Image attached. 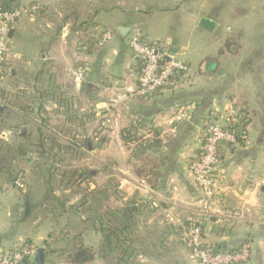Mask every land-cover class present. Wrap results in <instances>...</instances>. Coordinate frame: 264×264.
Returning a JSON list of instances; mask_svg holds the SVG:
<instances>
[{
	"label": "crops",
	"instance_id": "0c3cea01",
	"mask_svg": "<svg viewBox=\"0 0 264 264\" xmlns=\"http://www.w3.org/2000/svg\"><path fill=\"white\" fill-rule=\"evenodd\" d=\"M19 1L37 3L41 11L11 28V55L1 79L9 105L0 99V113L8 119L1 137L5 148H20L19 164L34 163L33 173L44 186L30 195L0 184V193L10 197L0 200V249L25 242L36 250L27 264H67L65 255L78 236L95 251L90 264H123L115 254L97 252L102 237L92 218L134 208L137 243L127 264H191L184 240L201 192L190 166L200 156L207 125L228 127L235 118L247 142L219 148L215 216L203 223V239L217 251L248 242L252 251L246 264H264V0H243L253 22L246 35L222 30L218 15L203 12L202 5L184 7L201 0ZM169 1L175 5L171 9ZM218 1L200 4L207 10ZM202 19L214 22V29H201ZM136 26L147 43L189 69L185 78L176 77L146 98L135 94L140 62L128 46ZM106 31L110 39L95 44ZM239 38L242 44H236ZM77 68L83 70L79 84L70 76ZM19 92L34 102L30 117L10 106ZM181 108L187 109L183 118ZM102 118L111 119L109 128L97 125ZM64 133L67 139L59 135ZM39 134L50 135L56 146ZM12 135L15 140L7 142ZM74 159L82 167L77 171L93 176L89 190L98 191L88 203L81 200L83 186L69 183L68 172L47 171L57 160ZM55 181L62 190H54ZM144 228L142 238L138 233Z\"/></svg>",
	"mask_w": 264,
	"mask_h": 264
},
{
	"label": "built area",
	"instance_id": "2783aa9c",
	"mask_svg": "<svg viewBox=\"0 0 264 264\" xmlns=\"http://www.w3.org/2000/svg\"><path fill=\"white\" fill-rule=\"evenodd\" d=\"M39 10L37 5L22 6L7 10L0 6V81L3 64L11 55L8 45V32L20 19L32 16ZM111 37V32L106 31L100 38L98 46H102ZM128 46L132 54L140 62L138 87L136 95L146 98L156 91L165 89L178 75L185 78L189 72L188 67L172 57L166 62L165 51L155 45L147 43L137 28L131 29L128 34ZM15 56H12L14 58ZM164 61V64H161ZM70 76L75 83L83 80V70L74 69ZM187 109L185 110V112ZM184 108L179 111V117H185ZM230 126L220 127L210 123L206 127L205 140L200 156L190 166V172L197 188L201 192L199 209L195 212L190 222L189 231L184 240L188 260L191 264H246L251 257L252 246L250 243L241 244L233 251H213L206 246L203 239V223L215 216L214 204L216 199L215 170L218 164L219 148L225 144H238L247 142V132L237 119L231 120ZM101 128L111 126L110 118L100 120ZM235 126V130L231 127ZM20 181H16L18 188H23ZM171 219V218H170ZM35 248L25 242L19 243L12 250L0 249V264H24L35 255Z\"/></svg>",
	"mask_w": 264,
	"mask_h": 264
},
{
	"label": "trees",
	"instance_id": "16d2710c",
	"mask_svg": "<svg viewBox=\"0 0 264 264\" xmlns=\"http://www.w3.org/2000/svg\"><path fill=\"white\" fill-rule=\"evenodd\" d=\"M28 5H37L39 7L38 12L41 11V6L34 2H30L28 4H22L19 0H0V6L7 10H12V9H16V8H19L22 6H28ZM99 40L100 39H98L95 44L98 45ZM161 64H164V61H162ZM4 65L5 63L3 64L2 72L4 69ZM77 69H80V68H77ZM178 77H180V75H178ZM3 95H4L3 89L0 87V99L3 102L5 101L9 105V102L5 99V97H3ZM12 101L13 103H11L10 106L12 105V108L15 110V112H17L20 115H23L24 117H27V116L30 117L31 115H33L34 102L32 99H25V97L22 96L21 93L19 92L18 94L16 93V99ZM0 117H2L3 119L2 122L5 124L4 119H6L7 117L3 116V112L0 113ZM231 128L235 130V126H232ZM16 134L15 135L17 136V138H19L20 137L19 133L16 132ZM59 135L63 138H66L67 134L65 135L64 133V134H59ZM21 137L28 138V134H26L25 136H21ZM128 137L129 136H125L124 138L127 139ZM39 138L40 140H43L42 138H44V140H47L51 142L54 146H56V144L54 143V140H52V138H49L48 136L39 134ZM84 144L85 145L84 147H82V149L86 150V145L88 144L87 140L84 141ZM41 149L42 148H40V150ZM20 151H21L20 148L15 149L11 147L5 148L4 146L0 147V176H3L2 179H3L4 184L14 186L15 188L17 187L15 182L18 180V175L21 174V172L24 170V168L22 169L19 168L21 164L18 163L19 162L18 159L22 157L20 156ZM65 152L69 154L68 151H65ZM65 152L62 151L63 154H65ZM52 160H53V157H52ZM54 160L56 159L54 158ZM57 161L58 163L62 162L61 160H57ZM30 162L31 161L26 160L24 163H26V165H29ZM58 165L59 164L57 165L52 164L50 167H48L47 171L49 172L51 171L55 173L59 172V175H63V176H66L65 174H67L66 172H68L71 176L70 182H69L71 185L77 188H80V189H81V185L83 186V189H82L83 196L81 197V200H86L88 203V199L91 201L92 199H95V197L93 196L96 192H98L97 188L94 190H89V188L87 187L88 181L93 177L92 175H90L91 173H88L86 171L79 172L77 170L58 171V168H57ZM84 176H87V177H84ZM22 190H26L25 183H24L23 188H21V191ZM82 204L83 203L81 202L80 205L78 206V208L80 209V212L83 211ZM132 210H135V209L128 208V209H124L121 212H117V213L108 211L106 214H104L101 217V219L92 218L96 231L99 232L102 237V245L100 246L97 252L107 251L111 254L117 255L116 259L118 263L127 264L130 261L134 252L136 251L135 249V245L137 243L136 235H135L136 227L130 216V214L133 212ZM28 211L31 212L33 211V209L31 210L29 209ZM73 244H74L73 248L69 250L65 255V262L67 264H90L93 261L95 251L92 248L85 247L79 240L78 236H75ZM213 251H217V250H213Z\"/></svg>",
	"mask_w": 264,
	"mask_h": 264
},
{
	"label": "rangeland",
	"instance_id": "374dc122",
	"mask_svg": "<svg viewBox=\"0 0 264 264\" xmlns=\"http://www.w3.org/2000/svg\"><path fill=\"white\" fill-rule=\"evenodd\" d=\"M160 2H162L164 4V0H161ZM169 3H170L169 6H167L168 8L171 9V8H173L175 6V5L171 4V1H169ZM200 3H203V0H201L200 2L198 1L196 3H193V4H190V5L184 6V7L185 8L186 7H189L192 10H197V8L199 7V5H202L203 12L206 11V12H211L212 13V11H213V13H215L216 15H218L220 21H222L220 23V24H223L222 30H224V29H226L228 27L233 32L239 31L243 35H246L253 28V22L249 21L247 19V17H246V8H247L246 4L247 3L243 2V0H219L218 3H214L212 6H210V8H209V5H207V10L205 8L206 7V4H200ZM159 6L164 7L162 5H159ZM175 16L177 17L178 15H175ZM176 17H174V21H175ZM220 24H219V26H220ZM138 27L139 26H136L134 28H137L138 29ZM218 28L221 29V26L218 27ZM222 30H219V33L221 34V36H222V34H224V33H222L223 32ZM224 32H226V31H224ZM225 34H227V33H225ZM111 35H112V33H111ZM101 37H99V39ZM214 39L215 38L213 36L211 38V41H215ZM238 40H239V42L236 41V44H242L241 38H239ZM10 42L11 41H8V45L9 46H10ZM243 43H246V42H243ZM231 45H233V44H231ZM229 46H230V44L227 45V47H229ZM223 47L225 48L226 47V44ZM224 51H225V49H224ZM0 84H1V88H3V81H0ZM0 105H2L1 102H0ZM2 121H3V119H2V117H0V147L3 146V144H4V138L1 137L2 136L1 134H2V132L5 129V126H6V124H4ZM96 123L99 126L100 120L98 122L96 121ZM89 124H90L89 125V129L92 130L93 129L92 120L89 121ZM97 125H96V127H97ZM81 131L84 132L83 130H81ZM94 131H95V127L93 129V132ZM52 135L54 137L57 136L56 134H53V133H52ZM48 137L51 138L50 135H48ZM10 138L11 139L8 138V141L7 142H10V140H12V139L15 140V138H14L13 135ZM16 138H17V136H16ZM58 141L61 142V140H59V139H58ZM48 144H50V142ZM76 161L77 160L74 159V160L66 161V163H63V164L57 163V164H59L58 167H57L58 168V171H61V170H68V171H70V170H74L76 168H78V169L79 168H82L81 165L78 162H76ZM34 167H35L34 163L33 164H30V165H26V164H23L22 163L19 166L20 169L24 168V170L21 172V174L18 175V180L17 181H20L22 184H23V182L25 183V185H26V192L28 194H30V195H33L36 190H42L43 187L40 186V185H43L44 186L43 181H42V183L40 181L41 180L39 178L40 176L39 175H34V173H33ZM91 167L94 170H96V168H97V166H94L93 164H91ZM23 172H24L25 175L23 174ZM55 174L57 175V174H59V172H56ZM22 177H23V179H22ZM2 178H3V176H0V184L3 183L2 182L3 181ZM54 180H57V178H54ZM53 185H54L53 186L54 190H56V189L57 190H62L63 189L62 188L63 187V184H60V183L57 184V182H56ZM51 188H52V186L50 187V189ZM5 198H6V200H8L10 197L7 196V194H4L3 191H2L0 193V200L3 202V201H5ZM56 213H57V211L53 215H55ZM59 214H61V213L59 212ZM59 214H57V215H59ZM46 215H49V217H50L52 214L48 213ZM145 233H146V229L144 228L143 234H141V233H138V234H139L140 237L145 238V235H146ZM149 238H151V236Z\"/></svg>",
	"mask_w": 264,
	"mask_h": 264
},
{
	"label": "water",
	"instance_id": "95a60500",
	"mask_svg": "<svg viewBox=\"0 0 264 264\" xmlns=\"http://www.w3.org/2000/svg\"><path fill=\"white\" fill-rule=\"evenodd\" d=\"M199 27L201 29H203V30H206V31H212L214 29V27H215V24H214V22H212L210 20L202 19L199 22ZM12 32H13L12 29H10L9 32H8V35H7L8 36V40L11 39ZM117 32H118L119 35H122L124 33L123 30H122V28H119L117 30ZM164 60L166 62H168L170 60V57L168 55H165L164 56ZM24 264H27V262H24Z\"/></svg>",
	"mask_w": 264,
	"mask_h": 264
}]
</instances>
